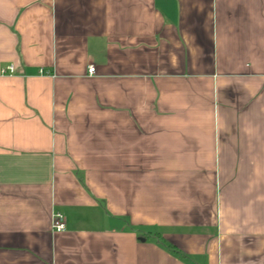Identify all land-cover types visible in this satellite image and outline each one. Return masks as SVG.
Returning a JSON list of instances; mask_svg holds the SVG:
<instances>
[{"label":"crops","instance_id":"obj_1","mask_svg":"<svg viewBox=\"0 0 264 264\" xmlns=\"http://www.w3.org/2000/svg\"><path fill=\"white\" fill-rule=\"evenodd\" d=\"M9 64L0 264H264V0H0Z\"/></svg>","mask_w":264,"mask_h":264},{"label":"built area","instance_id":"obj_2","mask_svg":"<svg viewBox=\"0 0 264 264\" xmlns=\"http://www.w3.org/2000/svg\"><path fill=\"white\" fill-rule=\"evenodd\" d=\"M14 73L13 65H5L0 68V75H12ZM95 73V68L93 65L87 67V74L92 75ZM51 228L55 232H62L65 230L64 216L60 212H55L52 215Z\"/></svg>","mask_w":264,"mask_h":264},{"label":"trees","instance_id":"obj_3","mask_svg":"<svg viewBox=\"0 0 264 264\" xmlns=\"http://www.w3.org/2000/svg\"><path fill=\"white\" fill-rule=\"evenodd\" d=\"M167 247H168V249H171L173 251V248L171 246H167Z\"/></svg>","mask_w":264,"mask_h":264}]
</instances>
